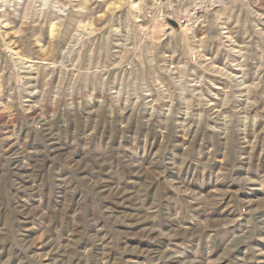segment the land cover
Here are the masks:
<instances>
[{
  "label": "rangeland",
  "instance_id": "rangeland-1",
  "mask_svg": "<svg viewBox=\"0 0 264 264\" xmlns=\"http://www.w3.org/2000/svg\"><path fill=\"white\" fill-rule=\"evenodd\" d=\"M0 264H264V0H0Z\"/></svg>",
  "mask_w": 264,
  "mask_h": 264
},
{
  "label": "water",
  "instance_id": "water-1",
  "mask_svg": "<svg viewBox=\"0 0 264 264\" xmlns=\"http://www.w3.org/2000/svg\"><path fill=\"white\" fill-rule=\"evenodd\" d=\"M172 23V25L174 26V27H177L178 25H177V23H175V22H171Z\"/></svg>",
  "mask_w": 264,
  "mask_h": 264
}]
</instances>
